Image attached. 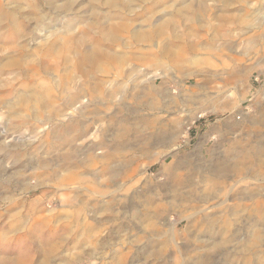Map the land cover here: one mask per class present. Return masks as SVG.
Segmentation results:
<instances>
[{"label":"rangeland","instance_id":"rangeland-1","mask_svg":"<svg viewBox=\"0 0 264 264\" xmlns=\"http://www.w3.org/2000/svg\"><path fill=\"white\" fill-rule=\"evenodd\" d=\"M247 119L264 0H0V264H264V163L197 195Z\"/></svg>","mask_w":264,"mask_h":264},{"label":"bare ground","instance_id":"bare-ground-1","mask_svg":"<svg viewBox=\"0 0 264 264\" xmlns=\"http://www.w3.org/2000/svg\"><path fill=\"white\" fill-rule=\"evenodd\" d=\"M244 124L247 125L245 126L247 135H245V137L242 136L240 139L236 141H231L230 149L226 151L224 161H222L212 171L207 170L204 175L205 177L200 180V182L206 184L205 187L207 188L205 193L202 192V193L197 194V195H201L199 198H201L203 201L208 202L210 200L218 198L219 192H222V189L224 188L223 186L226 187V185L232 179L243 176L245 175V173H249V172L254 173L258 165H261L264 163V157L262 158L263 150L257 147V144H259V142L257 141L258 134H260L259 122L253 119L252 120L247 119L246 121H244ZM175 165L176 163H172L170 167L173 168ZM251 193L252 191H249L248 194H251ZM252 197H254V195H252ZM221 205H224V204H221ZM247 212H248L247 217H249V219L253 218L254 221L259 218H264V210H262V207L260 206L258 201H255L254 207L250 208V210H248ZM155 228L156 226L154 227L153 225H150L148 226L147 229H148V232L154 233ZM148 238H151V237H148Z\"/></svg>","mask_w":264,"mask_h":264}]
</instances>
